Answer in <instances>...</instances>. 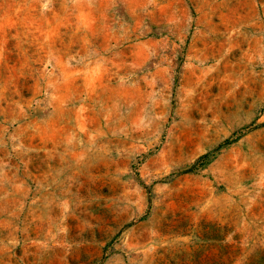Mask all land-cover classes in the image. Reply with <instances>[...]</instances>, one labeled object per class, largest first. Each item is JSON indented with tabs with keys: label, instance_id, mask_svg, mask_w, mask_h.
Returning a JSON list of instances; mask_svg holds the SVG:
<instances>
[{
	"label": "rangeland",
	"instance_id": "1",
	"mask_svg": "<svg viewBox=\"0 0 264 264\" xmlns=\"http://www.w3.org/2000/svg\"><path fill=\"white\" fill-rule=\"evenodd\" d=\"M0 264H264V0H0Z\"/></svg>",
	"mask_w": 264,
	"mask_h": 264
}]
</instances>
